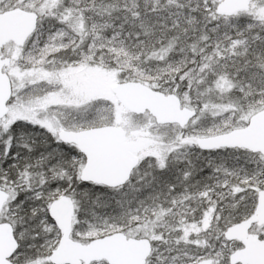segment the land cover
Wrapping results in <instances>:
<instances>
[{
    "label": "snow or ice",
    "instance_id": "1",
    "mask_svg": "<svg viewBox=\"0 0 264 264\" xmlns=\"http://www.w3.org/2000/svg\"><path fill=\"white\" fill-rule=\"evenodd\" d=\"M0 264H264V0H0Z\"/></svg>",
    "mask_w": 264,
    "mask_h": 264
}]
</instances>
